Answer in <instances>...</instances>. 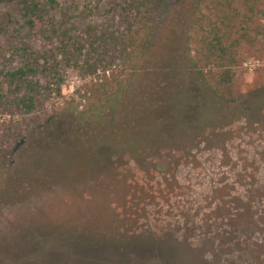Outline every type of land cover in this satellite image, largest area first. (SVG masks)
I'll use <instances>...</instances> for the list:
<instances>
[{
    "label": "rangeland",
    "instance_id": "obj_1",
    "mask_svg": "<svg viewBox=\"0 0 264 264\" xmlns=\"http://www.w3.org/2000/svg\"><path fill=\"white\" fill-rule=\"evenodd\" d=\"M86 1L60 0L55 14L61 18L67 12L74 20L77 6ZM179 3L181 10L184 3ZM210 28L205 24L200 31ZM173 33L178 37L180 27ZM191 34L190 46L195 48L197 34ZM25 44L36 51L52 46L27 27L18 0H0V69L18 66L16 50ZM236 55L232 88L245 96L264 84V44L248 41ZM195 59L208 67L201 57ZM62 66L51 81V96L34 112L20 114L0 106V264H65L68 253H79L85 247L82 241H93L92 235H104L105 241L130 239L139 244L134 252L141 256L155 250L157 264H264V113L251 123L234 118L225 125L221 114L232 111L233 104L205 110L202 132L185 129L191 137L201 134L195 148H183L174 157L171 142H163L158 158L164 168L155 175L133 160L112 164L105 159L102 170L89 168L82 182L75 164L73 179L65 181L55 154L87 149L86 137L95 128L68 119L92 106L98 75ZM0 93L11 96L6 85ZM73 109L76 113L69 112ZM190 134L176 137L177 144H191ZM37 171L43 177L33 187ZM53 176L58 180L52 182ZM99 176L118 188L103 186ZM19 191L21 197L16 196ZM139 192L148 193V204L141 202ZM122 195H129V203ZM119 211L122 219L116 217ZM136 231L138 237L126 234Z\"/></svg>",
    "mask_w": 264,
    "mask_h": 264
},
{
    "label": "trees",
    "instance_id": "obj_2",
    "mask_svg": "<svg viewBox=\"0 0 264 264\" xmlns=\"http://www.w3.org/2000/svg\"><path fill=\"white\" fill-rule=\"evenodd\" d=\"M59 1L18 0L27 27L52 46L44 51L31 50L26 44L17 48L18 66L0 69V88L6 85L11 92L9 98L0 93V106L13 107L20 114L34 112L51 96V81L60 75L62 65L98 75L92 106L69 111L76 113L68 119L71 124L87 123L96 130L86 137L87 149L82 154H55L65 181L73 179L75 164L82 182L89 168L99 166L101 171L105 159L112 164L117 159L133 160L155 175L164 168L158 158L163 142H171L174 157H180L183 148H195L205 110L214 112L218 104H233L232 111L221 114L225 125L234 118L251 123L264 113V84L245 96L232 88L237 48L248 41L264 44V0H87L85 6H77L79 16L74 20L67 12L61 18L55 14ZM181 1L183 9L178 10ZM205 24L210 30L200 31ZM176 25L181 29L178 37L173 33ZM191 31L197 34L195 48L190 46ZM198 56L208 67L197 64ZM61 83L59 79V95ZM188 127L197 130L194 137L185 132ZM189 134L191 144H177L176 137ZM36 174L33 187L43 177L39 171ZM101 176L103 186L118 188L116 182ZM139 194L146 205L148 193ZM121 199L128 202L130 197ZM121 214L116 217L122 219ZM135 233L138 237L137 231L126 232ZM91 237L93 241H82L85 247L79 253H68L65 264H157L160 259L155 250L148 256L134 252L139 244L124 237L106 241L104 235Z\"/></svg>",
    "mask_w": 264,
    "mask_h": 264
}]
</instances>
